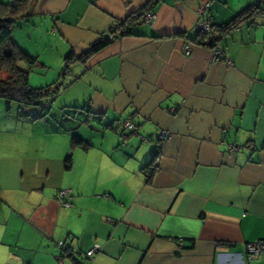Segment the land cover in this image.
<instances>
[{"label": "crops", "instance_id": "0c3cea01", "mask_svg": "<svg viewBox=\"0 0 264 264\" xmlns=\"http://www.w3.org/2000/svg\"><path fill=\"white\" fill-rule=\"evenodd\" d=\"M146 1L32 0L12 27L37 59L29 84L60 83L56 113L79 108L84 124L10 104L0 126V264H56L59 239L74 250L67 264L95 242L94 264H264V251L245 253L264 239V18L221 35L224 59L211 60L212 35L195 29L206 1L203 17L217 27L259 0H163L150 25L77 58ZM161 128L170 135L155 159ZM71 134L89 146L72 147ZM230 142L243 146L228 151ZM153 159L147 182L141 168ZM61 188L68 207L55 197Z\"/></svg>", "mask_w": 264, "mask_h": 264}, {"label": "trees", "instance_id": "16d2710c", "mask_svg": "<svg viewBox=\"0 0 264 264\" xmlns=\"http://www.w3.org/2000/svg\"><path fill=\"white\" fill-rule=\"evenodd\" d=\"M31 0H10L7 2L0 1V70L5 74L0 78V98L6 102V107L9 109L10 103H16L19 113L24 116L32 118L43 117V113H32L31 109L35 107H44L53 95L58 93V86L60 83L51 84L45 87H32L29 84V68L37 63V59L25 52L18 43L12 38L11 32L13 25L20 19L29 15L27 12L28 5ZM163 0H147L140 8L128 13L124 19L118 21L116 25L109 29L99 39L92 42L87 51L78 56L80 60H85L90 54L107 45L113 39L132 33V28L142 23L143 16L146 12H154L157 4ZM261 10L260 2L252 5L238 13L227 23L215 27L211 24V31L208 33H196L198 35L210 34L212 35L211 47L217 43L221 35L228 32L232 28L238 26L241 20L257 15ZM8 46V51L4 50ZM20 63H24L28 69L21 68ZM70 145L72 147L79 146L87 148L89 142L72 134L70 138ZM157 147L155 149L156 154ZM157 155L154 156L156 159ZM70 155L64 158V166H70ZM154 159L145 164L141 171L146 175V181L149 182L156 170Z\"/></svg>", "mask_w": 264, "mask_h": 264}, {"label": "built area", "instance_id": "2783aa9c", "mask_svg": "<svg viewBox=\"0 0 264 264\" xmlns=\"http://www.w3.org/2000/svg\"><path fill=\"white\" fill-rule=\"evenodd\" d=\"M261 5L260 12L250 18L251 21H255L257 18H264V0H259ZM208 7V1L202 3L196 11L197 20L195 23V29L200 33H208L211 31L212 27L208 17H203V13ZM155 18V13L148 11L144 14L142 23L150 25L152 20ZM182 52L187 55L189 53V48L187 43H184L182 46ZM224 52L219 47L218 43L214 44L211 48V60L224 59ZM230 63V61H228ZM120 125L123 129H130L133 127V122L130 119L122 118L120 119ZM170 135V131L165 128H161L158 133V145L156 150V155L160 153L162 142L167 139ZM140 139L145 141L147 138L143 135H140ZM243 145L237 142H230L226 144L228 151H237L240 150ZM246 146V145H245ZM248 146V145H247ZM71 192L69 188H61L56 192V199L60 206L68 207L70 205L69 199ZM181 243V242H180ZM56 247L58 249V255L56 257V264H67V259H72L74 250L70 242L64 239H59L56 242ZM101 250V245L97 242L93 243L92 246L82 254H79V257L72 260V264H94L93 257L94 255ZM264 251V239H258L255 241H250L245 244V253L247 259H254L259 256V254Z\"/></svg>", "mask_w": 264, "mask_h": 264}, {"label": "rangeland", "instance_id": "374dc122", "mask_svg": "<svg viewBox=\"0 0 264 264\" xmlns=\"http://www.w3.org/2000/svg\"><path fill=\"white\" fill-rule=\"evenodd\" d=\"M30 3H32V0L30 1ZM30 3H29V5H28V10H27V12L29 13L30 12V10H29V7H30ZM27 17V16H26ZM26 17H24V18H26ZM20 19H22V18H20ZM18 20L13 26L15 27L16 25H18L22 20ZM4 50L5 51H8V46L6 45L5 47H4ZM66 61L68 62L69 61V59H66ZM72 62L73 61H70V65H72ZM19 66L21 67V68H26V65L24 64V63H20L19 64ZM61 66H62V68L65 66V64H64V60L62 59V61H61V65H60V69H61ZM35 70V69H34ZM33 71V70H32ZM31 71V72H32ZM54 72H51V71H49L48 70V72H47V78H52V76H54V74H53ZM68 73H64V76L66 77V78H68V75H67ZM5 76V74L0 70V78H2V77H4ZM51 80V79H50ZM62 81V80H61ZM62 84H63V82H62ZM62 85H60V87H61ZM63 90V89H62ZM58 95V93H56L55 95H53L52 96V98H48L49 99V101H48V103H47V105H45L44 107H35V108H33V109H31L30 111H32V113H43L44 114V117H46V119H48V118H51L52 116H54V115H59V117H60V119H62V120H64V121H73V123L74 124H78V123H80V124H84V122L82 121L83 119H82V112L79 110V108H68L67 110L65 109V111H63L62 113H60V114H57L56 113V109L54 108V106H53V100H54V98L56 97ZM0 99H2V98H0ZM1 102H0V108H1V106H3V108H4V110L5 111H3V114H2V112L0 113V124H2V125H0L1 127H3V124H7L8 125V109H7V107H6V102H5V100L4 99H2V100H0ZM60 103H62V101H61V99H60ZM11 104V107H17V104L16 103H10ZM57 105H58V103H57ZM68 110H70V111H68ZM78 111V112H77ZM4 112H5V114H4ZM68 118V119H64V118ZM78 121V122H77ZM7 133H8V130H7ZM72 135V134H71Z\"/></svg>", "mask_w": 264, "mask_h": 264}]
</instances>
